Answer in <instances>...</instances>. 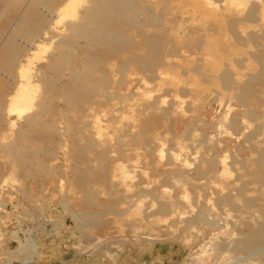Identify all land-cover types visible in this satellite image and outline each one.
I'll return each mask as SVG.
<instances>
[{"label":"bare ground","instance_id":"obj_1","mask_svg":"<svg viewBox=\"0 0 264 264\" xmlns=\"http://www.w3.org/2000/svg\"><path fill=\"white\" fill-rule=\"evenodd\" d=\"M227 1L228 4L225 5L226 7L224 6L217 14L214 12L213 18H215V15L216 18L213 21H209L208 24V20L206 24H193V26H196L192 27L190 31L185 29L179 31L181 28L180 26L178 27V24L175 23L174 20L172 21L171 19L166 22V19L170 17L167 15L166 16L169 18L164 17L161 9L157 11L156 9L148 8L147 5L142 4V0H0V158H5L6 161L8 159L9 164L13 162L15 166L19 168L17 170L15 167L21 178H31V176L33 178V174L46 176L48 174V169L46 167L47 160L56 156V150L60 146V142L57 140L58 136L60 132L66 133L71 139L68 138L69 141H72V143L70 142L71 146H69V152L66 153V156L75 164L74 168L71 170L75 180L71 182V184L73 183L72 185H76L83 193V198L81 200L82 208L93 207L97 201V199L95 200L94 198L96 191L90 186L89 180H91L90 176L93 174L94 170L91 167H83V164H89L91 161L98 162L99 160L104 164V160L107 159H104V153H106L108 147L103 148L102 151L98 150L99 152L96 157L92 155L93 150L97 148L96 141L101 139V137L98 136L99 139L95 140L94 137L91 136L92 134L88 131L90 126L89 118L95 123V120L99 118L97 117L96 119V115L101 111L109 115L108 117H110V120H115L119 116L123 120V115L128 114L127 112L129 111L126 110L128 109L127 106L118 107L126 100V97L123 98L120 91L123 89L132 91V84L134 83H131L132 80L129 77L132 73L131 66L136 65L139 73L148 81L155 82L158 80L159 85H156L154 90L157 89V91H159L162 86L169 82L167 81L169 76L167 78L166 75L172 64H170L168 60V52H171L180 41H187L185 46H189V49H187L188 51L192 49L203 50V53L201 52L197 58V60L202 61L203 64L197 63L193 68L196 72H199V75L206 76L199 77L200 82H207L209 79L213 78L214 80H222L226 89L236 87L238 90L236 102L242 109H240L241 112L230 114L228 110L231 108H226L228 112H225L220 118H215L213 123H207L202 113L206 109L207 104L210 105L209 98L211 95H207L205 98L199 100H197L198 98L193 101L189 100L186 103L187 113L181 123V129H183L184 132L192 133V131L199 127L201 132L200 135L204 143L207 144L204 146L202 154L196 157L198 161L195 160V164L192 163L193 168L190 166L192 168L191 172L193 178L198 181L206 175H213L214 173H220L217 179L226 177L228 173L234 172L233 168L232 172H230L231 170L227 171L226 166L230 164L233 166L235 163L240 165L237 166L238 170L239 167H241L240 170L242 169L243 172L242 170L240 172L244 173L245 177L247 176V178H249L250 170L248 166L252 167L254 164L251 173L255 175V177H253V175L250 176L257 179V186L260 185L258 188L260 190L262 188L263 190L264 145L257 142V137L260 131L264 129V98L262 97L264 96L262 94L264 92V0ZM81 3L82 5L80 8L76 9V5H80ZM207 5L210 8L213 4L212 2H208ZM210 12L213 13L212 11ZM68 15L73 16L70 21L61 23L62 25H54L59 23L60 20L63 21V18ZM52 26L59 29L58 34H53L51 32ZM51 43H53V45L51 47V52L46 57V62L43 66L36 67L35 59L37 54ZM223 60L224 62H222ZM245 63H247L246 66ZM250 67V71L247 72L244 70ZM153 69L158 70V73H153ZM133 73L136 74L135 70ZM164 75L166 78L163 77ZM138 77L141 79L143 78L139 74ZM175 77L173 82L171 80L170 83L178 87L175 83L179 80L177 77L176 80ZM241 80L244 81L239 83ZM194 82L195 81H193V84ZM170 83L169 85H171ZM143 85L145 84H140L139 82V84L137 83L134 86L138 89L143 87ZM149 86L147 85V87ZM196 87L199 86L196 85ZM137 89L136 91L138 92ZM147 90L153 92L151 88ZM176 90L168 89L166 92L171 94L172 92L175 93ZM148 91H145L143 95H150ZM180 93L181 95L184 93L183 88L180 90ZM131 94L133 93L131 92ZM157 94L160 95V93ZM159 95L154 97V102L152 104L159 102L157 101L160 100ZM135 97L136 96H134V98ZM210 99H212V97ZM143 101L144 100L140 101L141 103L139 104L142 108H146L151 103H145ZM178 103H180V100ZM168 106L169 107L162 108V110L156 114L155 119L159 120L162 119L164 115H167L172 108V103L168 104ZM130 107L132 106L130 105L129 108ZM227 107H229V105ZM142 108H136L135 106L134 113H130L131 115L125 117V121L120 126L116 125L117 128L113 129L110 133L112 137H110L109 134V137H107L112 139L113 143L111 144L116 148L115 153H117V155L112 162H115L114 166L117 167L116 174L119 179L120 177L122 179L124 177V183L128 181L125 178L132 177L133 174L129 172V175H131L129 176L127 168L125 171L124 163L120 165L123 161L118 163L122 160V157H125L126 153L123 152L126 150L140 149L142 145H147L149 141L155 143L153 139H155L156 134L153 133L154 131H152V129L148 128V121L144 117L139 118L135 125L138 131L132 134L129 133V131H132L130 128H132L134 124H131L127 120L132 118V116H142ZM26 109L29 110V113L21 115ZM15 112L16 115L21 118L18 122L10 117V114ZM243 112H245V116L247 115L249 117L248 122H245L246 124L242 122L244 120L240 121ZM181 113L183 115V112ZM97 121L96 123L99 122ZM116 121H118V119ZM222 121L228 124L227 128L230 127L229 131L232 129L238 140L236 146L232 149L235 150L237 158L230 157L228 154H221L225 151L219 148L217 145L218 143L215 144L211 139L212 137L210 138L209 134H207L212 129L214 130L216 124L219 125ZM169 125L173 126V121L169 122ZM150 134L152 135V140L148 139ZM95 138H97V136ZM259 139H262L261 136ZM176 143L178 144V142ZM244 144H246V146H244ZM149 152L150 150L147 154ZM134 153L138 154V152ZM248 155H252V157L249 158ZM142 156H144V154L141 155V159ZM179 156V153L177 154L176 152L169 155L168 163L172 164L173 168L171 171L164 172V176L174 177L175 181L177 180L178 182L184 183L187 179H183L185 175L184 172L187 173V171L181 169V160H179ZM230 158L231 163H229ZM145 159L146 158H144V163L148 161ZM171 159L174 163L171 162ZM6 161L4 163H6ZM136 161H138L137 158ZM1 162L2 161H0V163ZM55 162H57V160ZM218 165L219 169L217 168ZM186 166L188 167V165ZM190 167L188 168L190 169ZM237 167L235 166L236 169ZM188 168L187 170L189 171ZM238 170L236 173L240 174ZM157 171L159 173V171L162 170ZM103 173L104 172H102V174ZM101 176L99 179H101ZM238 176L240 177L241 175ZM238 176L235 175L234 178ZM227 177L226 180L230 179L229 177L227 179ZM251 177L249 178L250 180ZM134 178L135 176L131 178L133 182L136 180ZM234 178L232 181L233 186L236 185V183L238 185L240 180L236 178L238 182L234 184ZM113 180H115V178ZM102 181L101 183L98 181V184L102 185L105 180ZM132 181H128V184H131ZM229 182L227 183L228 185L232 184ZM118 183H121V179ZM34 184L32 186H34ZM198 184L193 183L190 187L199 190L200 187H198ZM241 184L242 182H240V185ZM21 186H23V184L19 187L21 188ZM257 186L256 188L254 187L255 190H257ZM102 187L104 189V186ZM133 188L132 185L131 189L133 190ZM158 188L155 186L149 191V193H152V196L155 197L154 201H156L155 203L157 204L154 214L159 216L164 214L168 215L173 212V208H178V202L170 196L160 194ZM244 188L245 186L242 188L240 186V193L243 192ZM254 189L252 190L255 191ZM17 190L19 189H16V191ZM118 190L119 189L116 191ZM135 190H137V188L133 191ZM22 191L24 190H21V192ZM125 191H127V189H125ZM222 191L225 192L226 190ZM253 191L252 193H254ZM257 192L258 191H255L254 194L258 195L260 193ZM76 194L78 196V193ZM141 194V196H143V191H141ZM261 195L264 197V194ZM19 196H21V193ZM138 197L140 198V196ZM220 197L224 199V201H231V197L228 194ZM163 199L167 202L163 201ZM250 200L253 201L255 199L251 198ZM263 201L264 200L261 202L264 203ZM104 203L105 202H103V204ZM107 203L108 202L101 206L110 210L111 205ZM100 204H102V202ZM121 204H123V202ZM260 208L259 210L262 211V207ZM199 213H201L200 210ZM92 216H95V214ZM257 219L259 220V218ZM257 219L254 218V220H252V217H249L242 222V227L245 226L248 229V234L245 235L243 232H240V237L234 240V248L240 254L247 252H249V254L252 252L253 254L260 249V245L264 244V237L262 234L264 232V226L261 227L262 223L260 222L262 220L259 222ZM252 222H254V224L257 223V227L260 228H258V230L254 229L251 225ZM262 229L263 231H261Z\"/></svg>","mask_w":264,"mask_h":264},{"label":"rangeland","instance_id":"obj_2","mask_svg":"<svg viewBox=\"0 0 264 264\" xmlns=\"http://www.w3.org/2000/svg\"><path fill=\"white\" fill-rule=\"evenodd\" d=\"M169 1L142 0V4L147 5L148 8L156 9L157 11H160L161 9L164 17H170H167L169 19H166V22L171 19L172 21L174 20L175 23L178 24V27L180 26L181 28L179 31H182L183 29L190 31L192 30V27L199 25V23L206 24L207 20L208 24L209 21L211 22L216 18V15L215 18H213L214 12L217 14V12H220L224 6L228 4L227 0V2L224 0ZM208 2H212V7L210 6L209 8L207 5ZM81 5L82 3L76 5V9H79ZM72 18V15H68L63 18V21L60 20L59 23L54 25H62L61 23L68 22ZM193 24L196 25L193 26ZM58 31L59 29L52 26L51 32L53 34H58ZM186 43L187 41H180L175 45L171 52H168L170 54H168V60L173 66H170L172 69L170 68L166 75L167 78L169 76V79H166L169 82L162 86L159 91H157V89L154 90V87L159 85L158 80L155 82L149 80L151 83L150 85L149 81L139 73L136 65L131 66L132 73L129 77L132 80L131 83H134L132 84V91H127L126 89L120 91L123 98L126 97V100L118 107L127 106L128 109L126 110L129 111L127 112L125 110L128 114L123 115V120L120 116L115 120H110V117H108L109 115H106L105 112L101 111L96 115V119L99 117L97 119L99 122L95 120L94 123L93 120L89 118L90 126L88 131L92 134L91 136L94 137L95 140L99 139L98 136L101 137V139L96 141L97 148L93 150L92 155L96 157L100 150L102 151L103 148L108 147L106 153H104V159L107 158L104 160V164L100 160L98 162L91 161L89 164H83V167H91L94 170L93 174L90 176L91 180H89L90 186L96 191L94 198L95 200L97 199V201L93 207L82 208L81 200L83 198V193L76 187V185L74 186L72 185L73 183L71 184V182H74L75 180V178H73L74 174L71 171L75 164H73L74 162L69 160L66 156V153L69 152V146H71L70 142L72 143V141H69L70 138L66 133L60 132L58 136L57 140L60 142V146L56 150L55 157L57 159L52 157L47 160L46 167L48 169V174L46 176L33 174L35 180L32 176L31 178L22 177V179L19 172H17L19 168H17L13 162H10V164L14 165H10L8 159L6 161L5 158V160L0 158V161H2L0 163V183H2L0 184V264H264V244L260 245V249L253 254L252 252H250V254L247 252L248 255L247 253L240 254L234 248V240L240 237V232H243L245 235L248 234V229L245 226L242 227V222L244 220L249 217H252V220H254V218H259V220L257 219L259 222L262 220L260 222L262 223L261 227L264 226V203L261 202L264 200V197H262L263 195H261L264 194V189L262 190L261 188L260 190L258 188L260 185L257 186V179L253 178L255 175L251 173V170H253L252 168L254 167V164L252 167L248 166V169L250 170L249 174L251 176L253 175V177L249 175L251 180L247 178V176L245 177V174L242 173V169V172H240L241 167H239L238 170L237 166L239 164L237 163L233 164V166H231L232 164L229 166L227 165L228 167L226 166L227 171L231 170L230 172H232L234 170L235 172L228 173L229 176L227 174L230 178L228 179L226 176L228 180H226V177H223L224 179H217V177L219 178L220 173L206 175L198 181L192 176V163L195 164L194 161L196 160V157L202 154L203 148L207 144L204 143L200 135L201 132L199 127L192 131V133L184 132L183 129H181V123L187 113L186 103L189 100L193 101L197 98V100H199L205 98L207 95H211L210 98L212 97V99L209 98L210 105L207 104L206 109L202 113L207 123H213L215 118H220L225 112L230 111V114H234L236 112H241L242 109L236 102V96L238 94L236 87L226 89L222 80H214L213 78L209 79L207 82H200L199 77L206 76L199 75V72H196L193 68L197 63L203 64L202 61L197 60L199 54L201 52L203 53V50L192 49L191 51H188L187 49H189V46L186 47ZM52 45L53 43L43 48L41 52L37 54L35 59L36 67L44 65L46 57L51 52ZM222 62H224V60ZM246 65L247 63H245V66ZM134 70L136 74L133 73ZM244 70L248 72L251 70V67ZM152 72L158 73V70ZM137 73L143 77V80L138 77ZM166 76L164 75L163 77L166 78ZM175 76L179 80L175 83L178 87L170 83L171 80L173 82ZM176 77L175 79L177 80ZM193 81H195L194 84ZM243 81L244 80H241L239 83ZM139 82L140 84L144 83L145 85L137 89L134 85L137 83L139 84ZM169 83L171 85H169ZM147 85L150 86L147 87ZM196 85L199 87H196ZM149 88L153 89V92L148 91L147 89ZM182 88L184 89V93L181 95L180 90ZM168 89H177L178 91L176 90V92L174 91L175 93L172 92L171 94H168L166 92ZM145 91L150 92V95L144 96L143 93ZM131 92L133 94H131ZM157 93H160V95ZM262 94L264 95V92ZM158 95L160 100L157 101L159 102L152 104L154 102V97ZM134 96L136 97L134 98ZM262 97L264 98V96ZM142 100H144L143 102L145 103H151L146 108H142L139 105ZM179 100L180 103H178ZM167 102L168 104L172 103V108L169 113L164 115L162 119H155L156 114H158L162 108L169 107ZM130 105L132 107L129 108ZM228 105L229 107H227ZM135 106L136 108H142L143 115L139 117L132 116V118L127 120L131 124H134V126L130 128L132 131H129V133L132 134L133 132L138 131L135 125L139 118L144 117L148 121V128L152 129V131H154L153 133L156 134V137L153 140L157 145L149 141L147 142V145H142L140 149L124 151L123 153H126L125 157H122V160L118 163L123 161L120 165L124 163L125 171L127 168L128 175L130 172L133 174L132 177L135 176L134 179L136 180L133 182V179H131L132 177L125 178L128 181H132L131 184H128V181L127 183H124V177L123 179L120 177L121 183H118L120 179L116 174L117 167L114 166L115 162H112L117 155V153H115L116 148L111 144L113 143L112 139L107 137H109L113 129L117 128V126H120L125 121V117L134 113ZM226 108L231 109L227 111ZM181 112H183V115ZM24 113H29V110L26 109L21 115ZM244 113L245 112H243L240 121L244 120L242 122L246 124L245 122H248L249 117L247 115L245 116ZM16 116V112L10 114V117L17 120V122L18 120H21L18 116L17 119ZM117 119L118 121H116ZM96 121L98 123H96ZM172 121L174 124L173 126L169 125V122ZM227 126L228 124L225 121H222L221 124H216L214 130L212 129L207 134H209L210 138L212 137L211 139L215 144L218 143L217 145L219 148L225 151L221 154H228L230 157L237 158L235 150L232 149L236 146L238 140L232 129L229 131L230 127L227 128ZM218 134L220 138L218 137ZM96 136L97 138H95ZM260 136L262 139H259ZM110 137L112 136L110 135ZM148 139L152 140L151 134L148 136ZM176 142H178V144ZM257 142L264 145V129L260 131L259 136L257 137ZM244 146H246V144H244ZM149 150L150 152L147 154ZM134 152H138V154ZM170 152L179 153L181 169L187 171V173L184 172L185 175L183 178H187V181L189 180L188 182L186 180L184 181L186 184L180 181L178 182L177 180L176 182L174 177L164 176V172L171 171L173 168V165L168 163V157L171 154ZM142 153L144 156H142L141 159L140 157L143 155ZM158 155L162 156L159 157ZM143 157L146 158L145 160H148L146 163H144L145 161ZM248 157L251 158L252 155H248ZM136 158L138 161H136ZM56 160L57 162H55ZM5 161L6 163H4ZM171 162L174 163L172 159ZM229 163H231V158L229 159ZM128 165L132 166L129 167ZM186 165H188V167L192 166V168L190 167L189 169ZM218 167L219 165L217 168ZM157 170L162 171H159L158 173ZM237 170L240 174L236 173ZM102 172L104 173L102 174ZM234 174L236 176H241H238L239 178H234ZM100 176L102 180H105L103 183L104 185L98 184L99 182H103L99 179ZM114 178L115 180H113ZM233 178L234 184L240 179L238 182L239 186L237 183L233 186ZM236 178H238V180H236ZM227 181L232 184L228 185ZM240 182H242L241 185ZM193 183H199V190L190 187ZM21 184H23V186H21L23 189L19 187ZM33 184L34 186H32ZM132 185L134 187L133 190L136 188L137 190L133 191L131 189ZM242 185L245 186V188L243 189V192L240 193V186L242 188ZM102 186H104V189ZM155 186L156 188L159 186L161 187L158 188L160 194H165L176 200L178 202V208H173V212L168 215L164 214L159 216L154 214L157 204L155 203L156 201H154L155 197H153L152 193H149V191ZM256 186L257 190L254 189ZM15 188L19 190L16 191ZM124 188L127 189V191H125ZM117 189L120 191H116ZM252 189L260 192L258 194L259 196L254 194L255 191ZM21 190H24L22 191L23 193ZM222 190L226 191L223 192ZM141 191H143V196H141ZM252 191L254 193H252ZM20 193L21 196H19ZM76 193H78V196ZM225 194H228L231 197V201H224V199H221L220 196ZM247 194H250L249 197ZM138 196H140V198ZM251 198L255 200L252 201L250 200ZM100 201L102 204H100ZM163 201L166 200L163 199ZM103 202L105 203L103 204ZM106 202L111 205L110 210L113 212L101 206L105 205ZM122 202L123 204H121ZM97 203H99L100 206ZM253 203L257 205H254ZM260 207H262V211L259 210ZM199 210L201 213H199ZM94 214L95 216H92ZM254 222H252L251 225L254 229L258 230L260 227H257V223H255V226ZM261 231H263V229ZM262 234L264 237V232ZM7 254L10 255L8 256Z\"/></svg>","mask_w":264,"mask_h":264}]
</instances>
